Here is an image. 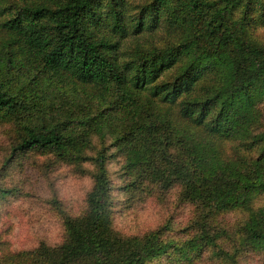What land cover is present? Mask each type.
<instances>
[{
	"label": "trees",
	"instance_id": "1",
	"mask_svg": "<svg viewBox=\"0 0 264 264\" xmlns=\"http://www.w3.org/2000/svg\"><path fill=\"white\" fill-rule=\"evenodd\" d=\"M260 26L264 0H0V118L15 120L11 151L48 150L93 169L63 240L2 251L0 264H143L167 247L180 264H239V245L264 250V125L251 110L264 92ZM106 133L131 182L178 187L179 202L194 207L191 234L112 231L105 146L84 152ZM233 208L243 219L228 249L214 225Z\"/></svg>",
	"mask_w": 264,
	"mask_h": 264
},
{
	"label": "rangeland",
	"instance_id": "2",
	"mask_svg": "<svg viewBox=\"0 0 264 264\" xmlns=\"http://www.w3.org/2000/svg\"><path fill=\"white\" fill-rule=\"evenodd\" d=\"M105 1V0H101ZM264 41V26L255 31ZM253 88H258L255 86ZM252 90V89H251ZM251 110L264 125V92L254 93ZM17 137L13 119L0 118V253L31 249L40 243L57 244L64 238V219L85 209L87 193L93 185L91 160L57 158L51 151L29 149L12 152ZM104 145L109 183V220L116 234L139 235L159 228L164 240L180 241L189 234L187 225L194 215L192 204H181L178 187L142 189L131 182L126 172L124 151L114 144L110 134H92L84 149L89 157ZM264 204V193L261 195ZM243 219L242 209L233 208L217 217L215 228H221L226 246L232 249L230 234ZM191 234V232H190ZM225 238V237H224ZM239 264H264V250L239 245ZM173 253V252H172ZM167 247L146 259L143 264H180L172 259ZM184 264H189L184 262ZM190 264H206L205 259Z\"/></svg>",
	"mask_w": 264,
	"mask_h": 264
}]
</instances>
